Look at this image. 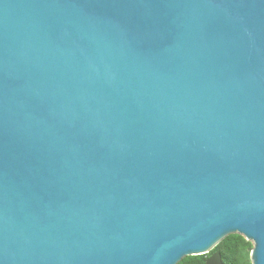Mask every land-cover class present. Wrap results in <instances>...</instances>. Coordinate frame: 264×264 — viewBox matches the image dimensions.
Instances as JSON below:
<instances>
[{"label":"water","instance_id":"95a60500","mask_svg":"<svg viewBox=\"0 0 264 264\" xmlns=\"http://www.w3.org/2000/svg\"><path fill=\"white\" fill-rule=\"evenodd\" d=\"M234 233L264 264V0H0V264Z\"/></svg>","mask_w":264,"mask_h":264},{"label":"trees","instance_id":"16d2710c","mask_svg":"<svg viewBox=\"0 0 264 264\" xmlns=\"http://www.w3.org/2000/svg\"><path fill=\"white\" fill-rule=\"evenodd\" d=\"M252 243L240 234H229L222 238L208 253L201 255L185 256L176 264H206L207 256L219 251L223 264H251L249 252Z\"/></svg>","mask_w":264,"mask_h":264}]
</instances>
